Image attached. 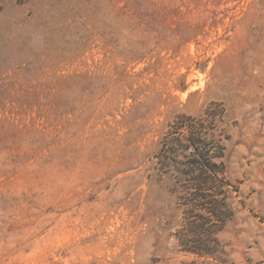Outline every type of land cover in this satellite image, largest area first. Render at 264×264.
Returning a JSON list of instances; mask_svg holds the SVG:
<instances>
[{
	"label": "rangeland",
	"instance_id": "obj_1",
	"mask_svg": "<svg viewBox=\"0 0 264 264\" xmlns=\"http://www.w3.org/2000/svg\"><path fill=\"white\" fill-rule=\"evenodd\" d=\"M191 134L232 185L211 254ZM0 264H264V0H0Z\"/></svg>",
	"mask_w": 264,
	"mask_h": 264
},
{
	"label": "trees",
	"instance_id": "obj_2",
	"mask_svg": "<svg viewBox=\"0 0 264 264\" xmlns=\"http://www.w3.org/2000/svg\"><path fill=\"white\" fill-rule=\"evenodd\" d=\"M188 141L189 146L195 150L182 175L186 182L183 200L187 207L189 232L199 236L200 241L185 246L195 254H211L215 233L222 230L232 217L228 203L229 188L232 185L224 162L225 147L207 139L199 142L193 134ZM198 211L202 213L195 215Z\"/></svg>",
	"mask_w": 264,
	"mask_h": 264
}]
</instances>
